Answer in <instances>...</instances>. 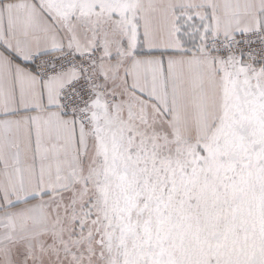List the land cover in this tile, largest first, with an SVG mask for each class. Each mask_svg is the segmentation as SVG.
Wrapping results in <instances>:
<instances>
[{
    "label": "snow or ice",
    "instance_id": "obj_1",
    "mask_svg": "<svg viewBox=\"0 0 264 264\" xmlns=\"http://www.w3.org/2000/svg\"><path fill=\"white\" fill-rule=\"evenodd\" d=\"M0 264H264V0H0Z\"/></svg>",
    "mask_w": 264,
    "mask_h": 264
}]
</instances>
